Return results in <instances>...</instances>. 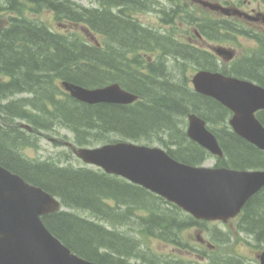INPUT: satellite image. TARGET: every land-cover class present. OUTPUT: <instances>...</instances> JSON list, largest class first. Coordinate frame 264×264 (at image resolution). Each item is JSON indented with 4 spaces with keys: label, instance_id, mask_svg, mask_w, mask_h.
Here are the masks:
<instances>
[{
    "label": "trees",
    "instance_id": "1",
    "mask_svg": "<svg viewBox=\"0 0 264 264\" xmlns=\"http://www.w3.org/2000/svg\"><path fill=\"white\" fill-rule=\"evenodd\" d=\"M96 1L101 7L111 8L120 0ZM101 10L82 7L73 0H0V165L59 198L72 211L43 218L48 230L72 252L98 264H131L130 257H139L136 241L108 231L75 211L87 212L103 222H120L129 220L132 211L157 210L158 204L165 202L99 170L26 159L19 150L28 137L19 129L18 120H25L34 132L62 125L73 133L79 146L103 143L114 136L133 142H158L175 160L198 165L210 156L185 135L184 118L192 112L213 129L224 153L218 164L235 169H264V152L235 135L227 126L229 111L213 99L196 94L186 81L151 83L114 62L110 65L112 71L121 72L122 76L112 79H118L124 88L139 97L135 103L88 106L70 98L58 99L60 80L87 88L102 86L109 80L110 60L119 59V50L143 49L141 40L148 39L137 37L129 21H124V26L116 25ZM40 11L52 13L63 27L83 26L102 34L113 28L111 44L115 57L106 55L77 31L65 32L47 26L34 15ZM172 55L184 59L183 47ZM257 75L264 79V73ZM18 94L26 96L15 97ZM258 117L264 125V113ZM120 209L124 212L118 214ZM173 209L178 210L171 206ZM157 217L151 214L147 223L165 235L184 227L171 216L165 223H156ZM243 221L247 231L264 242V198H256L255 203L245 207Z\"/></svg>",
    "mask_w": 264,
    "mask_h": 264
},
{
    "label": "water",
    "instance_id": "2",
    "mask_svg": "<svg viewBox=\"0 0 264 264\" xmlns=\"http://www.w3.org/2000/svg\"><path fill=\"white\" fill-rule=\"evenodd\" d=\"M192 82L198 93L233 112L229 124L237 135L264 151V128L254 117L256 111L264 109L263 88L205 71L198 72ZM62 86L71 97L90 105L128 104L136 98L118 85L86 89L63 82ZM188 119V137L221 157L204 121L194 115ZM73 152L84 163L124 177L208 221L233 217L264 186V171L192 167L174 161L160 149L130 143ZM58 208L52 196L0 166V264H95L72 254L44 227L39 217Z\"/></svg>",
    "mask_w": 264,
    "mask_h": 264
},
{
    "label": "flooded vegetation",
    "instance_id": "3",
    "mask_svg": "<svg viewBox=\"0 0 264 264\" xmlns=\"http://www.w3.org/2000/svg\"><path fill=\"white\" fill-rule=\"evenodd\" d=\"M127 1L120 0L113 8L107 7L105 13L108 18H112L116 25L121 26L126 24L124 20L132 21L131 31L139 38L151 34L166 38L167 51L164 53L160 50H140L136 55L134 51L119 50V59L110 60L109 73L113 72L110 66L113 62L117 67L126 62V69L148 78L151 83L162 78L169 81L171 49L176 51L182 46L184 56L191 62L195 71L243 74L246 75L245 79L264 87V79L257 75L264 73V0H178V4L171 3V0H142L144 6L134 12L135 16ZM203 2H208L215 8L203 5ZM178 5L184 7L180 15L185 21L179 24L178 29L182 32L172 35L171 22L175 20L174 9ZM106 30L104 37L110 38L113 28ZM163 58L167 59V63L165 60L160 61ZM165 68H168L167 75L164 73ZM114 76L121 78L122 73L115 71ZM188 229L203 228H199L198 222L194 220ZM197 243L200 247L212 251V254L217 249L216 245L206 243L198 236ZM258 256L259 252H256V259L249 264H259ZM220 257H217V264H223L221 261L224 258ZM200 258L207 259L204 255H200Z\"/></svg>",
    "mask_w": 264,
    "mask_h": 264
},
{
    "label": "rangeland",
    "instance_id": "4",
    "mask_svg": "<svg viewBox=\"0 0 264 264\" xmlns=\"http://www.w3.org/2000/svg\"><path fill=\"white\" fill-rule=\"evenodd\" d=\"M78 2L82 7L87 8H97L100 4L96 0H73ZM26 14H29L27 12ZM38 20H41L47 26L55 30L64 29L65 32L68 30H73L79 32L81 35L85 36L86 40L94 42L101 41V37L95 35L93 36L86 35V29L83 26H60L54 19V15L48 11H40L37 14H34ZM135 16L136 13H133ZM34 18V16H31ZM178 19V18H177ZM178 23V21H177ZM183 23V22H182ZM172 26V25H171ZM182 30L178 28H171V34L175 35L181 33ZM94 35V33H93ZM92 40H91V37ZM177 58V57H175ZM171 58V79H174L175 82L180 83L181 81H186L185 84H188L192 75L194 74L191 62L187 60H182L180 58ZM167 63V59H165ZM164 73L167 75L168 68H165ZM170 80V79H169ZM64 93L59 92L58 99H65ZM115 138V136H114ZM58 140V141H55ZM55 141V142H54ZM63 142H74L73 134L70 131L63 129H55L53 131H44L40 134L37 139L33 141V144H25L20 153L22 156L31 159L32 162H50V164L57 165L61 164L63 166H70L71 168H81L86 167L79 160L75 158L71 150L66 147ZM154 146H158L157 142H152ZM216 164L215 159H207L205 166L211 167ZM91 168V167H90ZM112 205V204H111ZM169 206H161V210H157V213L170 214L168 210ZM137 218V217H136ZM136 218H130L127 223L130 221H136ZM181 221H184L183 216L178 217ZM126 223V224H127ZM232 224V227L230 225ZM114 226L118 227V224ZM122 231L128 234H134L136 239H138L141 244L142 249H145V256L157 262V260H162L164 257L169 258L178 264H209L206 260H202L201 256L207 257H220L226 258L227 260L230 257L238 258L244 262H253L255 259L256 252H259L260 245L256 244L251 237L240 234L236 228L234 221H228L227 225H222V223H208L203 229H186L181 230L177 234V241L180 245H174L169 241L158 238L157 236L152 237L142 233L140 230H136L133 227L122 228ZM219 232V233H218ZM217 233V234H216ZM211 235L216 234L220 236V241L215 240L216 237L211 238ZM197 236L202 238L206 243L210 242L216 245L217 249L214 254L210 253L209 249L206 247H200L197 243ZM147 264V263H145Z\"/></svg>",
    "mask_w": 264,
    "mask_h": 264
},
{
    "label": "bare ground",
    "instance_id": "5",
    "mask_svg": "<svg viewBox=\"0 0 264 264\" xmlns=\"http://www.w3.org/2000/svg\"><path fill=\"white\" fill-rule=\"evenodd\" d=\"M113 70V69H112ZM114 71V70H113ZM114 72H112V73H110V74H113ZM65 130H67V131H70V130H68L67 128H64ZM63 167H66V166H63ZM176 232V230H173V233H175ZM166 235H168V234H166Z\"/></svg>",
    "mask_w": 264,
    "mask_h": 264
}]
</instances>
